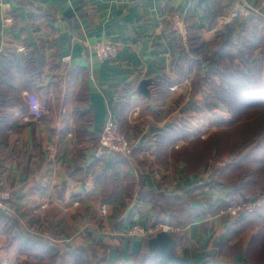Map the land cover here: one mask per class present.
<instances>
[{
	"label": "crops",
	"instance_id": "crops-1",
	"mask_svg": "<svg viewBox=\"0 0 264 264\" xmlns=\"http://www.w3.org/2000/svg\"><path fill=\"white\" fill-rule=\"evenodd\" d=\"M241 1L264 18V0H0L2 88L24 96L29 83L23 69L38 68L40 76L30 89L43 107L35 119L26 105L17 106L21 96L3 100L10 102L6 106L0 102V177L10 187L9 218L16 221L10 233L0 231V264L37 261L19 253L12 237L39 234L32 219L46 210H54L55 218L64 217L69 225L66 236L55 240L62 252L87 245L84 235H89L103 244L110 264L122 258L119 247L130 260L127 241L130 258L141 250L142 240L126 235L134 223L187 220L176 226L182 231L176 252L202 264L217 251L221 237L239 218L213 210L229 189L205 185L213 178V165L191 173L182 156L172 155L187 137L204 138L215 130L225 110L222 104L197 110L202 92L190 94L196 71L185 69L178 76L179 41L167 23L170 13L181 11L209 44L233 28L234 35ZM99 40L115 43L117 56L99 60L92 48ZM64 56L68 59L62 61ZM143 80L146 93L139 90ZM109 115L131 140L129 151L119 152L123 165L93 153ZM172 122L183 125L185 132L170 137L174 140L168 144L159 133H168ZM203 123L207 132L201 130ZM128 184L136 185L131 194L125 191ZM116 185L118 195H113ZM218 257L214 262L223 264Z\"/></svg>",
	"mask_w": 264,
	"mask_h": 264
},
{
	"label": "trees",
	"instance_id": "trees-1",
	"mask_svg": "<svg viewBox=\"0 0 264 264\" xmlns=\"http://www.w3.org/2000/svg\"><path fill=\"white\" fill-rule=\"evenodd\" d=\"M240 17L241 21L234 35H232L233 28L228 35L222 33L218 39L209 44L201 41L200 36L187 22V44L178 40L179 43L176 46L179 56L175 57V67L178 76L182 77L185 69L196 71L191 82L190 94L192 96L197 91L202 92V99L195 105L197 110L211 111L218 104H222L227 110L228 119L220 121L217 128L210 131L204 138L187 137L185 139L187 143L173 150L172 157L182 156L187 165V171L193 173L201 166L208 165L210 160H214L215 163L222 156L230 155L225 165L215 166L213 163V178L205 183L213 188L229 189V196L216 201L213 205L216 213L227 204L229 197L245 200L257 197L259 200L252 212L242 214L238 216L239 218L222 216L232 220L238 219L231 223L221 237L217 251L206 257L202 264H217L214 260L218 256L223 257L224 260L234 256V259L244 260L249 264H264V145L259 139L232 143L228 130L230 125L246 116L250 110H264V18L250 9L247 15ZM167 27L171 30L170 19ZM171 33L174 34L172 30ZM208 50L211 55L208 54ZM2 72L1 70L0 75ZM23 72L25 81L29 83L27 91H32L30 88L35 78L40 76L41 71L38 68L34 71L27 65ZM163 80L169 79L163 77ZM3 82L0 76V102L4 106H6L5 103L10 102L3 100H14L17 96L22 98L23 95L20 93L16 96L3 89ZM20 98L16 101L17 106L24 108L26 105L29 111L25 97L22 100ZM78 123H81V120ZM120 129L123 131L121 127ZM181 131L185 132L183 125L172 122L167 130L168 133L161 131L159 134L164 133L169 144L171 140H174L170 137H181L178 134ZM119 156H121L120 160ZM122 157L120 153H117L111 159L115 160L114 163L121 161L123 165ZM112 182L116 184L113 179ZM135 187V184L125 185V191L131 194ZM117 192L116 185L113 188V195H118ZM53 211L46 210L42 217L36 215L32 219L33 223H39V234L21 232L13 234V240L19 244V253L37 258L35 263L29 259H23L19 264H110L103 253L105 250V247H102L103 244L90 239L89 235H84L88 240L87 245L81 243L76 247L69 246L62 252L55 240L66 236L69 225L64 217L55 218ZM171 223L173 227H176L181 226L177 224H186L187 220L173 219ZM14 224L16 221L6 217L0 209V231L10 233L11 226ZM180 229L171 231L177 246L182 241ZM148 237L142 239V248L136 254V261L130 258L132 246L127 241L126 253L130 260L124 258L119 247L117 252L122 258L111 264H171L147 251ZM95 248L98 251H95ZM91 251L92 257L89 256Z\"/></svg>",
	"mask_w": 264,
	"mask_h": 264
},
{
	"label": "built area",
	"instance_id": "built-area-1",
	"mask_svg": "<svg viewBox=\"0 0 264 264\" xmlns=\"http://www.w3.org/2000/svg\"><path fill=\"white\" fill-rule=\"evenodd\" d=\"M264 4V3H263ZM238 14L245 16L248 13V5L245 2H240L238 4ZM170 19V29L174 32L176 37L183 44H187V35H188V23L184 13L181 11H173L169 14ZM93 51L95 56L99 60L115 58L118 54V46L107 40H99L93 44ZM68 59V56H64L62 61ZM24 97L29 106L30 114L35 118L39 119L42 115L43 107L41 103V99L35 91H25ZM19 114V112H17ZM129 151V140L127 136L120 130L118 123L115 119L109 115L105 120V123L100 131L98 141L94 146V156L108 160L113 158L117 153L123 152L126 153ZM228 157H223L217 162L215 166H222L228 162ZM11 198V190L8 186L5 179L0 177V209L5 210L7 215H9V207L7 202ZM259 200L257 197H252L248 200L229 197L227 200V204L222 207L216 214L219 216H228L230 218L238 217L242 214L252 212ZM103 205V204H100ZM135 229V226L133 227ZM141 234L146 232H156L160 229H164L167 231H174L179 228L173 227L167 223H161L156 228H146L142 225H138L136 228ZM223 264H249L244 262V260H236L234 258H227L224 260Z\"/></svg>",
	"mask_w": 264,
	"mask_h": 264
},
{
	"label": "rangeland",
	"instance_id": "rangeland-1",
	"mask_svg": "<svg viewBox=\"0 0 264 264\" xmlns=\"http://www.w3.org/2000/svg\"><path fill=\"white\" fill-rule=\"evenodd\" d=\"M223 109L225 110V112H223V119L226 120V119H228L227 110L224 107H223ZM200 127H201L202 131L207 132V124L203 123L200 125ZM228 130H229L230 139H231L232 143H235L237 141H242V140H249V139H254V140L256 139L257 140V139H259V141L264 145V110H262V109L250 110L246 116H244L239 121L230 125L228 127ZM123 133L127 136L128 140H129V148H130L131 140L125 132H123ZM229 156L230 155L226 154V155L222 156L221 158L217 159V161H219L223 157L230 158ZM213 163H214V160H210V162L208 164L217 165L216 161L214 164ZM11 197H12V195H11ZM7 205L9 207V215H7V212H5V210H2V211L4 212L6 217H11L13 215V207L11 204V198L7 202ZM161 223H159L157 225L148 224V226H144V227H145V229L150 228V227L156 228ZM36 225H39V223H36ZM138 225L139 224L134 223V224L130 225L129 227H127L126 235L128 237H134V238L137 237L138 239L142 240L144 237H148L149 235L152 236L155 233V231H154V232H146L144 234H141V232L136 229L138 227ZM134 226H135V229H133ZM89 256L92 257V252H89ZM229 258H234V256L229 257ZM132 260L136 261L137 259H136V257H134V258H132Z\"/></svg>",
	"mask_w": 264,
	"mask_h": 264
},
{
	"label": "water",
	"instance_id": "water-1",
	"mask_svg": "<svg viewBox=\"0 0 264 264\" xmlns=\"http://www.w3.org/2000/svg\"><path fill=\"white\" fill-rule=\"evenodd\" d=\"M146 80L141 81L139 90L143 93L147 92ZM147 251L156 257L168 261L171 264H201L188 262L187 258L176 252V240L170 231L160 229L146 241Z\"/></svg>",
	"mask_w": 264,
	"mask_h": 264
}]
</instances>
